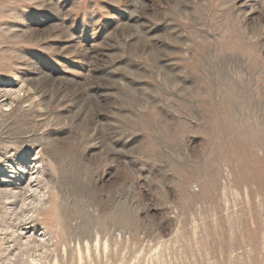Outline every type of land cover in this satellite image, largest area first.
Wrapping results in <instances>:
<instances>
[{"label":"rangeland","instance_id":"374dc122","mask_svg":"<svg viewBox=\"0 0 264 264\" xmlns=\"http://www.w3.org/2000/svg\"><path fill=\"white\" fill-rule=\"evenodd\" d=\"M0 192V264H264V0H0Z\"/></svg>","mask_w":264,"mask_h":264},{"label":"bare ground","instance_id":"6f19581e","mask_svg":"<svg viewBox=\"0 0 264 264\" xmlns=\"http://www.w3.org/2000/svg\"><path fill=\"white\" fill-rule=\"evenodd\" d=\"M13 190V189H12ZM9 192V191H8ZM13 192V191H12ZM0 194H1V192H0ZM7 196V195H6ZM12 198V197H11ZM8 199V198H7ZM20 222V221H19ZM57 264V263H56Z\"/></svg>","mask_w":264,"mask_h":264}]
</instances>
